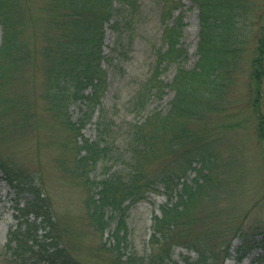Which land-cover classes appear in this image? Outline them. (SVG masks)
<instances>
[{
	"label": "trees",
	"instance_id": "1",
	"mask_svg": "<svg viewBox=\"0 0 264 264\" xmlns=\"http://www.w3.org/2000/svg\"><path fill=\"white\" fill-rule=\"evenodd\" d=\"M189 1L197 8L199 21L195 64L189 69L184 65L187 54L181 38L185 25L181 11L174 14L179 9L177 0H155L160 6L162 46L154 49L155 62L128 102L131 112L143 120L125 125L124 150L113 154L114 149L118 152L112 140L115 129L99 108L106 86L102 67L106 59L102 49L104 27L108 24L115 28L122 22L130 30L139 13L140 0H49L35 16L42 40L38 50L33 40L36 30L29 35V25L35 26L34 15L24 1L0 0V119L20 106L2 95L4 82L21 68H33L39 61L44 78L41 98L46 110L57 119H64L76 138L69 148L70 165L62 158L57 162L65 174L86 188L84 206L94 232L102 234L115 222L108 239L100 244L110 264H176L172 259L176 247L196 255H182V264H224L231 256L234 238L239 240L233 249L237 262L264 244L262 227L249 226L244 230L241 223L227 230L206 227V220L215 218L217 212L204 218L199 207L207 200L216 203L224 190L228 192V176H223L222 171L228 170L229 163L227 168L221 166L220 173L216 172L217 156L209 135L189 127L191 121L223 108L225 88L242 58V24L249 17L251 6L247 0ZM115 15L119 20L113 21ZM254 52L248 74L250 108L256 119L264 164V113L260 109L263 32L257 37ZM170 66L175 72L171 82L166 83L161 77ZM166 88L173 91L167 111L147 110L153 99L162 98ZM70 103L78 104L79 115L74 122L67 113ZM28 106L19 113V125L32 117ZM95 111L96 136L89 139L83 137L81 130ZM117 162L123 164L121 169L115 167ZM99 164L104 176L100 172L88 177ZM190 171L195 175L188 180ZM0 172L1 179L17 196L31 195L17 211L40 219L38 224L26 217L19 221L18 228L9 232L4 250H12L11 256L23 263L29 256L44 264H82L61 242L49 201L36 183L38 177L2 158ZM159 185L166 202L160 205L159 214L152 216L148 254L138 257L125 251L126 212L132 205L147 200L148 192H159Z\"/></svg>",
	"mask_w": 264,
	"mask_h": 264
},
{
	"label": "rangeland",
	"instance_id": "2",
	"mask_svg": "<svg viewBox=\"0 0 264 264\" xmlns=\"http://www.w3.org/2000/svg\"><path fill=\"white\" fill-rule=\"evenodd\" d=\"M23 1L29 13L34 15L35 26L29 25V35L36 30L33 40L38 50L42 40L39 38L40 31L36 28L39 22L35 20V16H39L38 13L49 0ZM247 1L251 10L249 17L242 24V58L225 88L223 108L216 114H209L204 119H195L189 123L191 129L209 135L208 140L212 141L217 156L216 172L220 173L221 166L225 165L227 168L229 163L228 170L222 171L223 176H228L226 177L229 180L228 192L224 190L222 198L216 203L207 200L199 207L204 218L217 212V215L214 214L215 218L210 216L205 224L206 227L218 230L235 228L240 223L244 230L249 226L262 227L264 230V164L262 146L255 129L256 119L250 108L251 87L248 84L250 61L255 53L257 37L264 33V0ZM177 3L179 9L174 14L181 11L183 16L185 26L181 43L187 54L184 65L189 69L194 66L197 58L198 11L189 0H177ZM139 4V13L133 18L130 30L125 28L122 22L115 28H110L108 24L104 27L102 49L106 59L102 61V67L106 71V86L100 98L99 108L115 129L112 140L118 152L114 149L113 154H120L124 150L125 125L135 120H143L141 116H135L131 112L128 102L137 86L148 76L155 62L154 49L162 46V26L158 12L160 6L155 0H140ZM116 6L114 3V7ZM117 20L119 16L115 15L113 21ZM174 72V67L170 66L161 78L164 82L170 83ZM23 75L27 78L24 79ZM7 81L4 82L2 95L13 99L14 104L20 106L9 113L7 111L6 116L0 119V158L38 177L36 183L49 201L59 229L58 236L77 261L82 264H110L108 255L100 249V244L108 239L115 222L102 234L94 232L84 206L87 198L86 188L65 174L57 162L62 158L70 165L72 154L69 148L76 138L64 123V119H57L46 110V104L41 98L44 78L39 61L33 68H21ZM260 88V109L264 113V76ZM172 96L173 91L166 88L162 98L153 99L147 110L167 111ZM27 104L30 105L28 109L32 117L27 123L19 125L18 120L21 121ZM67 113L69 120L74 122L79 115L78 104H68ZM97 118L95 111L90 122L81 130L83 137L95 138ZM99 166L95 168L94 173L90 172L88 177L98 175L100 172L104 176L101 164ZM194 166L198 167V164L195 163ZM115 167L121 169L123 164L117 162ZM187 175L189 180L194 177L195 172L190 171ZM157 189L159 192H148L147 200L132 205L126 212L125 251L138 257L148 254L147 242L151 233L152 216L158 215L160 205L166 202L161 186H157ZM29 199L31 195L27 193L17 196L16 192L1 179L0 172V264H44L29 256L24 263L17 261L11 256L12 250H4L9 232L18 228L19 221L25 217L37 224L40 221L33 215L23 216L17 211V208L24 206ZM23 228L24 225L20 230ZM38 234H42V231L38 230ZM238 244L237 238L231 241V256L224 264H264V244L237 262L233 258V249ZM186 254L192 258L196 256L194 252L176 247L172 251V259L176 264H182L181 256Z\"/></svg>",
	"mask_w": 264,
	"mask_h": 264
}]
</instances>
